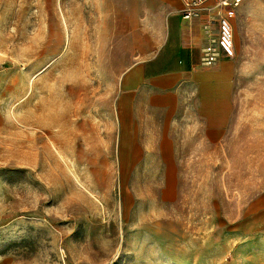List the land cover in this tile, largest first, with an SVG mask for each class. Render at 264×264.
Returning <instances> with one entry per match:
<instances>
[{"label": "rangeland", "instance_id": "obj_1", "mask_svg": "<svg viewBox=\"0 0 264 264\" xmlns=\"http://www.w3.org/2000/svg\"><path fill=\"white\" fill-rule=\"evenodd\" d=\"M168 1L0 0V264H264V0L213 107L123 89Z\"/></svg>", "mask_w": 264, "mask_h": 264}, {"label": "crops", "instance_id": "obj_2", "mask_svg": "<svg viewBox=\"0 0 264 264\" xmlns=\"http://www.w3.org/2000/svg\"><path fill=\"white\" fill-rule=\"evenodd\" d=\"M156 37L155 51L133 68L123 89L142 92L138 102H203L210 107L227 101L234 78L231 60L217 45L218 19L232 24L233 41L240 48L251 33L243 5L231 8L207 0L188 15L181 0H169ZM144 60L148 63L144 67Z\"/></svg>", "mask_w": 264, "mask_h": 264}, {"label": "built area", "instance_id": "obj_3", "mask_svg": "<svg viewBox=\"0 0 264 264\" xmlns=\"http://www.w3.org/2000/svg\"><path fill=\"white\" fill-rule=\"evenodd\" d=\"M207 0H181L182 14L188 15L195 11ZM223 8H231L239 5L241 0H215ZM217 45L226 56H233L235 53L233 41L232 24L227 16L222 15L218 19Z\"/></svg>", "mask_w": 264, "mask_h": 264}]
</instances>
